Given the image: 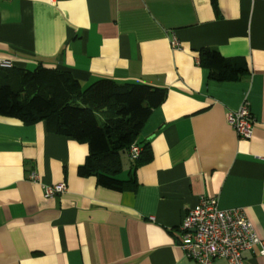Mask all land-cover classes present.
Listing matches in <instances>:
<instances>
[{
	"label": "crops",
	"instance_id": "obj_1",
	"mask_svg": "<svg viewBox=\"0 0 264 264\" xmlns=\"http://www.w3.org/2000/svg\"><path fill=\"white\" fill-rule=\"evenodd\" d=\"M213 1L0 2L1 67L43 65L85 86L111 79L167 90L140 133L151 160L134 170V191L80 177L87 144L0 116V264H197L178 237L201 197L243 209L264 241V0ZM202 48L245 59L248 74L211 80ZM244 103L256 120L250 140L228 123ZM132 170L124 155L119 177ZM61 183L63 194L45 197V186ZM243 256L264 264L259 246Z\"/></svg>",
	"mask_w": 264,
	"mask_h": 264
},
{
	"label": "trees",
	"instance_id": "obj_2",
	"mask_svg": "<svg viewBox=\"0 0 264 264\" xmlns=\"http://www.w3.org/2000/svg\"><path fill=\"white\" fill-rule=\"evenodd\" d=\"M198 55L211 80L236 82L249 72L245 59L225 58L216 49L202 48ZM166 97L164 88L111 79L85 86L70 72L43 65L32 71L0 66V116L27 125L43 122L48 131L87 144L89 153L78 175L94 177L101 187L117 192L137 188L134 170L151 160L149 145L139 143L140 133ZM102 113H107L103 122ZM136 142L142 148L140 158L131 161L128 179H121L123 156Z\"/></svg>",
	"mask_w": 264,
	"mask_h": 264
},
{
	"label": "built area",
	"instance_id": "obj_3",
	"mask_svg": "<svg viewBox=\"0 0 264 264\" xmlns=\"http://www.w3.org/2000/svg\"><path fill=\"white\" fill-rule=\"evenodd\" d=\"M5 1L10 0H0ZM172 45L174 48L180 46L176 38ZM1 65L11 67L9 62H2ZM228 123L239 138L252 139L256 120L247 103L228 114ZM141 153L142 148L133 144L129 151L131 161H137ZM30 180L38 179L32 174ZM66 190L65 183L44 187L46 198H54ZM179 230V246L197 264H214L218 259L227 260L229 264H253L245 260L243 253L256 246L260 247V255L264 256V241L257 236L243 209L221 210L216 199L201 197L195 207L187 210Z\"/></svg>",
	"mask_w": 264,
	"mask_h": 264
},
{
	"label": "rangeland",
	"instance_id": "obj_4",
	"mask_svg": "<svg viewBox=\"0 0 264 264\" xmlns=\"http://www.w3.org/2000/svg\"><path fill=\"white\" fill-rule=\"evenodd\" d=\"M124 163H125L124 165L126 166V168H125L123 177H125V175H126V169H127L126 161Z\"/></svg>",
	"mask_w": 264,
	"mask_h": 264
}]
</instances>
